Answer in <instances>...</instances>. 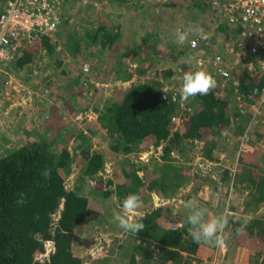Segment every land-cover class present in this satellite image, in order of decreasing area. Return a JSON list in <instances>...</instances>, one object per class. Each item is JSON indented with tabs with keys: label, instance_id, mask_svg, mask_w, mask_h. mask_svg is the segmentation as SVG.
<instances>
[{
	"label": "rangeland",
	"instance_id": "rangeland-1",
	"mask_svg": "<svg viewBox=\"0 0 264 264\" xmlns=\"http://www.w3.org/2000/svg\"><path fill=\"white\" fill-rule=\"evenodd\" d=\"M81 1L65 0L63 7H59L62 24L51 37L55 42L52 53L46 52L42 45L38 47L33 45L31 49L35 48L36 52H34L33 61L27 66L20 68L14 66L12 61L17 52L6 61H0V151L2 155L6 153V150L33 139L38 140L43 137L46 140H52V135L45 132L47 127L45 121L50 120L51 113L70 114L74 108L71 100H68L72 106L70 109L64 106L61 108L60 104L58 106L50 104L55 97L63 94L66 97L65 100L67 97H76V100H79L77 97L81 93L84 98L80 99L82 102L75 104V112L81 110L84 105L91 109L99 107L105 97L114 96L128 87L129 81L122 83L119 79L116 80L113 72L107 74L105 70L108 64L114 62V55H120L122 58L121 53H124L126 46L132 45L133 42L141 45L140 49H136L141 53L140 59L145 58L147 59L145 61L151 60L153 63L157 61L156 59L160 61L156 67L159 72L167 67L173 70L176 65L174 63L178 61L177 64L186 63L189 72L205 70L212 75V65L207 64L210 59L221 56L228 61V65L234 61L233 54L228 53L225 44H233L234 51H237L235 43L241 38V31L235 26H226L225 31L216 32L215 24L218 19L206 10L201 11L190 7V0H126L120 4H105L100 0H91L88 3ZM219 23L225 24L222 21ZM100 24H104L105 27L112 26V28L114 25L115 27L119 25L118 39L112 48L107 45L103 53L99 54L96 45L89 44L87 39L83 38L81 52L85 54L84 59L79 57V53L67 51L64 48L63 39L69 36L72 30L83 33L84 27L94 29ZM201 29L206 38L202 39L196 34ZM177 30L188 32L184 44L175 42ZM147 34L150 36L146 37ZM144 36L146 42L143 41ZM173 42L176 46L172 45ZM134 49L131 50L130 55L123 58L122 65L118 63L121 69L124 67L135 69L133 59L136 58L133 55L137 54ZM179 50L183 54L173 60V54ZM156 53L158 56L155 58ZM58 56L60 60L56 59ZM83 64L89 67L87 74L81 71ZM238 67L236 65L235 69L237 70ZM98 68H102L101 74L97 73ZM175 72L171 79H161L160 74L156 76L162 84V92L166 89V92H177L176 101H179L180 110L173 115L180 118L182 122L183 119L186 121L188 118L187 111L192 113L193 108L186 106V103L188 104L193 97L187 102L181 99L182 79L178 74L180 70ZM75 73L79 74L77 76L79 82L88 80L92 83L88 88L79 91V94L76 91L79 89L73 85L71 77ZM148 76L137 78L134 74L132 80L145 79ZM176 80H179L180 84ZM84 86L87 85L84 84ZM233 95L221 91L217 96L219 99L228 100L227 113L231 117V122L223 127L224 134L212 136L206 133L203 140L194 139L183 143L182 158L184 160L172 161L182 167L181 172L184 177V182L174 197L165 198L161 194L150 192L138 210L144 217V214L155 207L167 205L171 215L181 212L186 216L188 210L185 208V203L194 200L207 209L206 219L220 214L228 216V226L223 233L224 246L216 247L202 242V246L197 247L195 256L185 259L181 264H258L264 252V233H261V228L264 227L263 205L255 208V204L250 203L246 208L245 203L253 201L254 197L249 194L248 189L243 188L241 180L238 184L234 179L238 174L249 173L251 168L255 174L257 172L263 174L264 101L256 104L255 97H242L236 93ZM257 105L259 107H256ZM237 111L240 114L235 115ZM69 116L74 118L75 115ZM63 122V119L58 120L56 127ZM181 122L178 125L173 124V129H178ZM24 129L31 131L34 138H24ZM95 140L100 141L98 138ZM205 141L217 143L211 160L204 158L201 154ZM54 145L56 146L57 143ZM158 148V150L153 148L148 151L146 162H141L136 152L128 155L112 152L110 154L112 179L116 180L113 172L119 174L126 161L153 168L161 155V149ZM174 155L175 158L179 156L176 153ZM139 173L141 174V171ZM103 175L105 176V172L102 171V177ZM240 219H242L239 224L241 229L254 220V227L250 231L247 230V234H243L245 233L243 230L233 229V224ZM158 223L160 227H168L170 224L165 219L158 220ZM92 229L84 223L83 227L76 232L77 242L73 245V251L83 255V264H127L130 259L133 236L129 232L120 233L118 229L111 230L104 227L99 229L92 227ZM96 229L98 230L95 231ZM120 245H123L122 249H119ZM127 245L129 247L126 249ZM120 250L124 254L128 253L127 258L119 255ZM47 255L49 254H42L38 260L42 262L48 258ZM103 258L107 259L106 263H100V259ZM187 260L189 263H186ZM148 264L159 263L156 260H149Z\"/></svg>",
	"mask_w": 264,
	"mask_h": 264
},
{
	"label": "trees",
	"instance_id": "trees-1",
	"mask_svg": "<svg viewBox=\"0 0 264 264\" xmlns=\"http://www.w3.org/2000/svg\"><path fill=\"white\" fill-rule=\"evenodd\" d=\"M100 1L105 4L126 2V0ZM190 3V7L196 10L209 12L206 0H190ZM226 29L225 24H215V30L218 33ZM118 31L119 25L116 27L114 25L112 28V26L105 27L104 24L94 29L84 27L83 33L72 30L69 36L63 39V46L67 51L79 53V57L84 59L85 54L81 52L83 38H86L89 44L96 45L97 52L101 54L107 45L112 48L118 39ZM146 37H143L144 42ZM33 45L36 47L42 45L49 53H52L55 48V42L49 37H43L39 43L23 44L16 51L17 54L15 53L16 57L12 61L14 66L20 68L33 61V55L36 52L35 48L31 49ZM172 45L176 46L174 42ZM138 48L140 49L141 45L134 42L126 46V51L121 53L122 58L120 55H114V62L106 67L107 74L113 72L116 80L129 81L130 84L114 96L105 97L99 107H93V111L97 114L94 123L96 127L90 129L91 133L99 128L105 129L109 148L114 153L122 155L138 153L149 146L161 149V155L153 168L126 161L120 170L123 176L122 183L111 181L113 183L111 184L110 180H107L106 182L109 181L108 183L113 187L96 191V194L103 197L114 193L120 206L128 194H136L141 200L150 192L161 194L165 198L174 197L184 182V177L181 172L182 167L172 161L184 160L182 158L183 143L194 139L203 140L206 133L212 136L218 135L223 127L230 124L231 117L227 113L228 100L219 99L217 96L221 91L228 95L236 92L228 86L217 91L215 87L208 95L194 96L188 104L186 103V106L193 108L192 113L187 111L186 113L189 114L187 120L183 119L179 128L174 130L170 118L174 112H179V101H172L170 95L165 100L161 98L162 84L156 75H162L161 79H171L176 73L175 70L179 69V78L182 79L184 73L189 72V67H186V63L183 62L177 64V61L174 63L176 65L173 70L167 67L159 72L156 67L160 61L156 59L157 61L153 63L151 60L145 61L147 60L145 58L140 59L141 53L136 50ZM133 49L137 54L133 55L136 58L133 59L135 69L128 67L121 69L119 65L124 63L123 58L130 55ZM182 54L183 52L179 50L173 54L172 59L176 60L177 56ZM154 56L156 58L158 53ZM56 59L60 60V57ZM101 69L98 68L97 73L101 74ZM76 73L71 74V77L73 85L79 89L76 90L79 94V91L88 88L92 83L88 80L79 82L77 79L79 74ZM134 74L151 76L132 80ZM258 79L256 85L260 88L264 86V73ZM176 81L179 83V80ZM246 87V85L241 86L237 91ZM59 98L62 100L66 97L61 94ZM77 98L79 100L76 101L67 97L63 106L68 109L72 107L68 100H73L71 103L76 104L79 101L82 102L80 99L84 97L80 93ZM238 113L237 111L235 115ZM71 136L67 132L58 139L46 140L42 137L27 141L6 150V153L1 155L0 264H83V255L73 251V245L77 242L76 232L83 227V221L88 216L87 197L82 192L83 177L94 178L99 171H103L104 159L102 152L92 153L81 172L78 187L70 188L65 180L71 170L75 154L74 150L71 153L67 149ZM77 138V149L83 148L86 136L80 132ZM213 142L205 141L201 150L202 156L208 160L213 159V151L217 146V143ZM175 153L179 155L177 158ZM253 167L257 168L255 165ZM45 171L49 173L47 177L43 175ZM100 179L103 180L99 178V181ZM234 179L238 184L241 180L243 188L248 189L249 194L254 197L251 202L245 201L246 208L250 203L255 204V208L259 205H263L264 208V171L263 174L259 172L255 174L251 168L249 173L238 174ZM96 181L98 182L97 178ZM18 200H23L24 203H18ZM144 217L142 222L145 228L137 234L129 232L134 239L127 264H148L149 260H156L159 264H181L185 259L194 257L197 247L202 246V242L194 243L188 234L187 215L181 212L171 215L168 206L162 205L144 214ZM160 219L167 220L170 223L169 226L160 227L158 223ZM241 222L242 219L234 223L233 229L243 230L245 232L243 234H247V230L250 231L254 227V220L242 229L239 227ZM88 226L90 229L94 227L93 224ZM261 233H264V227L261 228ZM46 240L52 242L53 251L48 258L40 262L37 255L44 252ZM122 247L123 245H120L119 249ZM128 247L129 245L126 249ZM125 254L120 250L121 257L127 258L128 253ZM104 262H107L106 258L100 259V263ZM186 263H189L188 260ZM258 264H264V252Z\"/></svg>",
	"mask_w": 264,
	"mask_h": 264
},
{
	"label": "built area",
	"instance_id": "built-area-1",
	"mask_svg": "<svg viewBox=\"0 0 264 264\" xmlns=\"http://www.w3.org/2000/svg\"><path fill=\"white\" fill-rule=\"evenodd\" d=\"M88 3L91 0H82ZM209 12L226 26H235L241 31V38L235 43L237 51L231 43H226L228 53L233 54V62L216 56L207 64L212 65V76L216 80V88L228 86L236 90V95L255 97L256 104L264 101V86L257 87V82L264 73V0H206ZM61 0H10L0 10V61H6L23 44H34L43 37L51 38L62 24L60 19ZM216 23H219V22ZM206 36V35H205ZM194 45L193 42H191ZM236 65L239 67L235 69ZM88 65L83 64L81 71L88 73ZM235 70V72H234ZM255 82V83H254ZM246 85L240 91L239 87ZM170 88V87H169ZM168 88V89H169ZM167 90V89H166ZM166 90L161 98L170 95L176 101L177 92L170 94ZM254 101V99H253ZM256 107H259L257 105ZM171 123L178 125L180 118L171 116ZM2 152L0 151V157ZM144 153L142 158H146ZM46 254L53 251L52 242L44 243ZM38 254L37 257L44 254ZM49 256V255H47Z\"/></svg>",
	"mask_w": 264,
	"mask_h": 264
},
{
	"label": "crops",
	"instance_id": "crops-1",
	"mask_svg": "<svg viewBox=\"0 0 264 264\" xmlns=\"http://www.w3.org/2000/svg\"><path fill=\"white\" fill-rule=\"evenodd\" d=\"M9 1L10 0H0V10L4 6H6V4ZM64 3H65V0H61L60 8L63 7ZM136 77L138 78V76ZM72 98L73 100H76V97H72ZM64 101H65V98L61 100L59 96H57L53 99V102L50 104L57 105V106L58 104H60L61 108H63V105L65 104ZM86 107L87 106L84 105V107L81 110L79 111L76 110L74 112V109H75V103H74L73 112H71L70 114L51 113L50 120L45 121L47 125L45 132H49L52 135V139H58L59 137H62L67 132L70 135H72L68 141L67 149L71 153L74 150L75 154L73 155V162L71 164V170L69 174L66 175V180H65L70 185V188L78 187L77 185H79V181L81 179L80 177L81 172L87 160L91 156V154L94 152L103 153V159H104L103 172H105V176L103 175L102 177V172H101L102 170H101L98 172V174L94 178H88L86 176L83 177L84 181L82 184V192L87 197V207H88V212H87L88 216L85 217L83 222L88 225L93 224L94 227L98 229L101 227H104V229H111V230L118 229L120 233H124L126 231L120 228L119 226H117V224L113 223L111 220L113 211L122 212L121 206L118 203L116 195L112 193L110 196L103 197L101 195L96 194V191H98L99 189L104 190V189L113 187L112 185L108 183L109 181L106 182L107 180H110V182L113 181L114 183H122L123 176L120 174L121 172L119 174H117V172H113L116 180L112 179L111 172H110V165L112 163V161L110 160V154L113 151L110 150L109 148L108 137L105 132L106 130L103 128L102 129L99 128L94 133H91L90 129L93 127H96L94 126L95 125L94 123L96 121L97 114L96 112L93 111V109H91V107L90 108L88 107L86 108ZM53 109L54 107L52 106V110ZM71 114H73V116L75 115L74 118H69L71 117L69 116ZM62 119L64 120V122L59 127H56L57 121L58 120L61 121ZM23 132H24V138L26 139H28L29 137L34 138V136H32L31 131L28 132L24 129ZM80 132H82V134L86 136V141H85L86 143L84 144L83 148L77 149L78 144H76V141L78 139L77 137ZM220 134H224V133L222 132ZM95 137L100 139V141L97 142L95 140L96 139ZM153 148L154 147L149 146L147 149H143L140 152H138V154H136V155H139L138 159H140L141 162H146L148 158H142V155L144 153H149L148 151L149 150L151 151ZM158 149L159 148H157V150ZM96 178L98 179V182L96 181ZM99 178H102L103 180L100 179L99 181ZM111 184L113 183L111 182ZM147 197H148V194L143 197L142 201L146 200ZM98 229H96L95 231H97Z\"/></svg>",
	"mask_w": 264,
	"mask_h": 264
},
{
	"label": "clouds",
	"instance_id": "clouds-1",
	"mask_svg": "<svg viewBox=\"0 0 264 264\" xmlns=\"http://www.w3.org/2000/svg\"><path fill=\"white\" fill-rule=\"evenodd\" d=\"M201 38H206L203 30L197 33ZM188 32L177 30L175 34V42L184 44L187 40ZM216 87V80L205 70H196L184 73L182 77V86L180 96L187 102L191 97L197 95H208ZM45 177L49 175L47 171L43 173ZM18 203H24L18 200ZM142 200L136 194H128L121 203L122 212L113 211L111 220L126 232L137 234L145 228L138 210L142 207ZM185 208L188 210L187 223L189 225L187 231L192 237V241L196 244L201 242L216 247H223L225 240L223 233L228 226V216L220 214L206 219L208 215L207 209L201 207L194 200L187 201ZM123 213V214H122Z\"/></svg>",
	"mask_w": 264,
	"mask_h": 264
}]
</instances>
